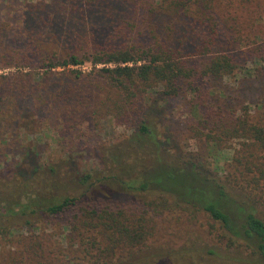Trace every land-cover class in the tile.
Returning <instances> with one entry per match:
<instances>
[{
    "label": "trees",
    "instance_id": "16d2710c",
    "mask_svg": "<svg viewBox=\"0 0 264 264\" xmlns=\"http://www.w3.org/2000/svg\"><path fill=\"white\" fill-rule=\"evenodd\" d=\"M249 3L250 0H49L39 7L30 6L25 17L29 49L20 50V62L35 67L0 78L6 79L26 101L35 97L80 100L84 97L78 89L81 74L68 67L84 62L93 67L108 66L98 69L100 79L95 84L99 85L98 90L104 86L108 93L113 92L114 98L111 95L106 100L115 107L116 113L109 115L117 122H127L131 115L139 116L143 95L148 91L168 99L183 90L192 96L188 102L197 116L191 118L187 127L190 136L203 137L216 150H222L232 139L245 140L232 159L236 166L230 164L228 168L242 178L244 173L254 170L264 180V158L255 164L246 158H251L250 148L264 151V128L252 123L246 112L232 117L221 114L218 107L210 110L204 98L207 80L231 76L235 69L226 47L229 38H219L217 17L223 10L227 14L247 10ZM53 6L54 10L47 12ZM223 31L232 36L239 32L234 19L223 20ZM44 44L54 45L56 51L44 53ZM203 57L206 61L195 60ZM56 68L63 70L55 72ZM129 122H133L132 118ZM135 128L112 156L116 172L111 177L117 181L118 189L125 193L153 191L162 210L203 212L217 224L228 246L240 243L259 264H264V221L255 208L227 192L231 190V181L206 174L196 164L179 157L171 160L166 155L165 159L162 141L149 125L142 121ZM237 157L243 161L244 170L238 169L241 162ZM34 171L33 166L31 172ZM91 178L86 174L76 181L87 192L95 182ZM16 180L5 179L3 190H12ZM47 180L57 182L51 174ZM18 182L22 184L21 180ZM25 188L21 187L16 196H22ZM24 194L27 198L29 192ZM82 197L53 194L48 198H30L22 205L16 203L23 224L37 228L44 219L66 211L77 212L66 224L67 233L60 235L66 239L67 251L59 243L48 246L46 241H51L43 236L36 248L20 242L22 247L13 264H160L159 255L160 261L166 255L147 247L154 230L148 212L153 213L158 203L147 202L149 209L125 215L124 211H114L102 204L90 208L80 202ZM144 255L152 260L141 263L146 259ZM206 255L213 256V251Z\"/></svg>",
    "mask_w": 264,
    "mask_h": 264
},
{
    "label": "rangeland",
    "instance_id": "374dc122",
    "mask_svg": "<svg viewBox=\"0 0 264 264\" xmlns=\"http://www.w3.org/2000/svg\"><path fill=\"white\" fill-rule=\"evenodd\" d=\"M40 3H49V0H0V77L35 67L20 62V57L21 51L29 49L26 44L27 10L30 6L39 7ZM247 7V10L230 14L223 10L217 17L219 38L221 41L229 38L230 44L226 47L235 69L231 76L207 80L204 98L208 109L218 107L221 114L232 117L246 112L252 123L264 128V0L258 3L250 0ZM51 9L54 10V6L47 12ZM230 19H234L239 29L234 36L223 31V20ZM42 49L48 54L56 51L52 44H44ZM101 67L108 66L99 64L93 67L84 62L68 67V70L81 74V88L78 89L84 97L80 100L52 101L51 97L48 100L35 97L26 101L17 94L15 87L7 84L6 79L0 78V264H13L22 247L20 242L36 248L43 236L50 239L51 242L46 241L48 246L59 243L67 251L66 239L60 235L67 233L66 224L77 210L44 219L37 228L23 224L16 206V203L22 205L30 198H48L53 194L82 195L80 202L90 208H99L102 204L114 211H124L125 215L149 209L145 205L147 202L150 205L158 203L153 213L148 212L154 230L147 247L166 255L162 261L159 255L160 264H259L240 243L228 246L217 224L203 212L174 208L172 211L162 210L153 191L121 192L117 181L111 177L116 172L112 168V156L143 121L162 141L161 151L165 159L166 155L171 160L179 157L217 179H229L231 190L227 192L239 202L255 208L264 221V180L259 179L254 170L244 173L242 178L234 169L228 168L230 164L236 166L232 159L241 151L240 144L245 140L232 139L222 150H216L203 137L192 138L187 127L191 118L197 116L188 102L192 96L183 90L177 97L168 99L148 91L143 95L144 104L139 116L131 115L127 122L124 119L117 122L113 115H109L116 113V109L106 100L111 95L114 98L113 92L108 93L104 86L98 90L99 85L95 84L96 79H100L97 71ZM62 70L56 68L54 71ZM43 95L46 97L45 92ZM131 118L132 123L129 122ZM250 152L251 158L246 157L247 160L254 164L262 162L264 151L250 148ZM237 158L241 162L238 169L244 170L243 161ZM33 166L36 171L32 173ZM49 168H52L51 173ZM49 174L56 183L47 180ZM86 174L95 180L89 192L77 183ZM123 178L127 179L126 176ZM5 179L18 180L13 182L12 190H3ZM21 187H26L22 196H16ZM26 191L29 192L27 198ZM92 199L96 200L95 204ZM79 207L80 204L77 209ZM46 249L47 246L43 245V250ZM207 251H213V256H207ZM144 257L146 259L140 260L141 263L152 260L149 256Z\"/></svg>",
    "mask_w": 264,
    "mask_h": 264
}]
</instances>
